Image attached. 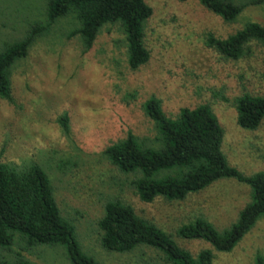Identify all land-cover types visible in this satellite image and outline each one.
Segmentation results:
<instances>
[{"label":"rangeland","instance_id":"rangeland-1","mask_svg":"<svg viewBox=\"0 0 264 264\" xmlns=\"http://www.w3.org/2000/svg\"><path fill=\"white\" fill-rule=\"evenodd\" d=\"M47 0H0V44L27 24L41 20ZM152 9L144 29L150 52L146 65L132 72L119 34L100 31L92 48L67 38L75 28L68 17L41 36L28 56L11 72V101L0 98V151L5 162L33 160L47 173L62 215L75 227L84 254L100 264H145L153 254L104 251L95 223L108 199L120 198L136 213L173 234L183 223L202 216L217 229L227 227L248 199L246 186L220 181L182 202L157 199L145 204L133 195L129 177L102 156L111 143L128 133L147 138L151 124L141 106L154 96L170 117L181 108L207 104L224 131L222 152L243 175L264 173V124L246 131L236 124L232 100L247 92L264 96V47L253 45L250 59L229 62L206 46L208 36L225 38L247 23L264 25V4L246 8L226 24L198 0H146ZM229 102H225L224 100ZM68 116L64 133L58 118ZM192 254L210 248L201 241L177 240ZM16 250V247H14ZM212 264H254L264 258V217L230 253L214 252ZM34 264H71L63 248L40 246L26 255Z\"/></svg>","mask_w":264,"mask_h":264},{"label":"trees","instance_id":"trees-1","mask_svg":"<svg viewBox=\"0 0 264 264\" xmlns=\"http://www.w3.org/2000/svg\"><path fill=\"white\" fill-rule=\"evenodd\" d=\"M198 2L226 24L234 23L246 8L264 4V0ZM151 15L146 0H47L41 20L27 24L21 37L13 36L0 44V98L11 101L12 69L28 56L41 36L68 17L73 18L76 27L67 38L77 39L83 53L92 48L102 29L111 27L121 37L118 43L124 47L128 69L139 70L150 59L144 29ZM253 45L264 47V25L256 22L247 23L225 38L210 35L206 40L209 49L229 62L250 59ZM261 78L264 81V71ZM231 105L239 128L256 131L264 124V96L243 92ZM141 108L151 124V135L140 139L128 133L102 151L112 167L130 178L128 186L140 202H182L224 180L246 186L248 199L236 218L221 230L206 218L195 216L171 234L115 197L104 203L95 223L97 242L104 251L118 255L140 251L144 257V250H149L153 255L141 260L145 264H212L213 251L230 253L264 217V173L245 176L228 164L222 152L224 131L209 105L181 108L170 117L161 101L152 96ZM57 121L67 134L68 116L63 114ZM4 154L2 148L0 264H34L26 255L40 246L63 248L71 264H100L82 252L75 227L62 215L45 170L33 160L5 162ZM177 240L201 241L210 248L192 254ZM254 264H264V258L256 256Z\"/></svg>","mask_w":264,"mask_h":264}]
</instances>
